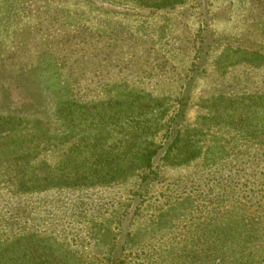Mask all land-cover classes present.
Here are the masks:
<instances>
[{
  "label": "rangeland",
  "instance_id": "rangeland-1",
  "mask_svg": "<svg viewBox=\"0 0 264 264\" xmlns=\"http://www.w3.org/2000/svg\"><path fill=\"white\" fill-rule=\"evenodd\" d=\"M240 49L264 52V0H184L163 8L142 0H0V117L43 122L53 138L37 160H59L61 147L78 138L55 146L68 131L77 133L57 111L69 96L82 102L73 114L86 135L105 114L95 108L101 100L161 98L167 109L153 119L160 126L153 142L163 157L137 214L125 211L148 169L46 199L37 219H29L35 232L50 236L73 264H111L113 240L123 246L120 264H183L185 251L198 254L188 263L211 264L206 228L232 213L241 220L264 210V147L246 126L229 124L226 110L264 92V64L241 62ZM121 110L112 122L128 121V131L134 128L129 122L143 128L155 113ZM255 121L254 127L264 126V108ZM194 128L202 130L203 154L173 164L175 151L167 153L173 138L195 136ZM213 175L224 178V186L210 189ZM3 184L0 192L14 187ZM39 215L47 222L36 223ZM257 252L256 264H264V250Z\"/></svg>",
  "mask_w": 264,
  "mask_h": 264
},
{
  "label": "trees",
  "instance_id": "trees-1",
  "mask_svg": "<svg viewBox=\"0 0 264 264\" xmlns=\"http://www.w3.org/2000/svg\"><path fill=\"white\" fill-rule=\"evenodd\" d=\"M142 1L144 5L163 8L174 6L184 0ZM240 52L241 62L253 66L264 64V52L257 49H240L238 53ZM56 60L60 65L58 57ZM81 103L69 96L57 104V111L63 114V119L72 124V131L77 133L72 134L68 131L63 138L55 141V146H60L57 143L61 142L63 146V139L70 138L72 141L75 139L74 136L78 138L69 148L61 147L63 148L62 157L55 162L47 158L37 160L42 153L41 145L53 138L47 128L39 126L43 123L41 120L34 119L30 122L14 115L0 117V184L4 185L3 183L6 182L14 185V187L6 185L5 188L9 191L0 192V264H73L67 254L60 252L57 244L55 246L50 242L52 241L50 236L46 237L35 232L37 231L35 223L31 224L29 219H33L32 221L37 219L35 214L41 213L42 208L39 206L43 205L46 199H54V196L85 191L97 186H107L115 180L126 178L128 174L137 170L148 169L151 170V175L145 179V182L143 181V189L135 192V197L131 199L129 208L125 211L129 215H135L144 202V193L147 191L149 182L153 177L157 178L158 162L162 160L163 155L160 148L153 142L154 135L160 128L153 122V119L158 120V114L162 113L163 116V113L167 111L162 105L161 98L139 102L136 97H132L129 102L120 103L118 100L109 99L95 103L100 104L95 108L101 107L105 114L101 112L100 116L97 115L100 119L98 128L94 134L87 135L81 133V125H76V122L80 124L81 118L77 120L73 114ZM85 107L89 108L87 111L90 113L91 104ZM122 108L135 110L136 113L141 114L144 110L150 109V112L155 111V113L146 118L143 128L129 122V125L134 128L128 131L125 127L128 121L120 122V124L117 121L112 122L113 119L115 120L112 114L122 113ZM262 108H264V92H255L245 95L238 106L232 105L226 110L229 115V124L246 126L247 134L254 136L253 138L264 147V126L254 127L257 123L255 119ZM239 110L242 112L236 114ZM250 111L254 113V117L249 113ZM107 112L111 114L110 117ZM130 118L134 119V116ZM46 123L49 124L50 121ZM193 131H195V136L190 134L191 136L185 140L181 138V132L173 138L167 149V153L175 151L173 164H188L203 154V146L199 144L202 130L197 133L198 130L194 128ZM182 140L183 143L179 144ZM47 145L51 144L47 143L44 146ZM2 168L5 174H2ZM224 181V178L213 175L212 180L207 184L210 189L215 186L219 188L217 185ZM26 203L30 204L25 206ZM46 211L47 214L50 213L48 208ZM260 212L259 216L249 214L241 220L235 218L232 213L221 222L217 221L212 224V227L206 228L205 231L211 236L212 241L207 247V254L212 258L211 264L257 263L260 257L258 249L264 250V210ZM52 219L57 221V215L52 214ZM44 220L39 215L36 223H46L47 221L41 222ZM122 247H119L118 240L111 242L108 251L109 259L112 260L111 264L122 262L123 256L119 254ZM191 253L185 251L183 256L186 258L183 264H196V261L188 263L189 255L191 257L195 254L198 257L196 251ZM196 256H193V261L196 260ZM205 259L210 260L209 257ZM202 264L207 263L204 261Z\"/></svg>",
  "mask_w": 264,
  "mask_h": 264
}]
</instances>
